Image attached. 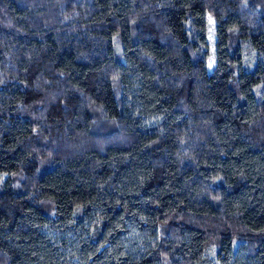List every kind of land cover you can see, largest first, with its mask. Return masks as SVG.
<instances>
[{"label": "trees", "instance_id": "obj_1", "mask_svg": "<svg viewBox=\"0 0 264 264\" xmlns=\"http://www.w3.org/2000/svg\"><path fill=\"white\" fill-rule=\"evenodd\" d=\"M0 264H264V0H0Z\"/></svg>", "mask_w": 264, "mask_h": 264}]
</instances>
